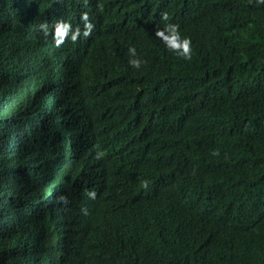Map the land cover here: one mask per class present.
<instances>
[{"label":"trees","instance_id":"obj_1","mask_svg":"<svg viewBox=\"0 0 264 264\" xmlns=\"http://www.w3.org/2000/svg\"><path fill=\"white\" fill-rule=\"evenodd\" d=\"M0 264H264V4L0 0Z\"/></svg>","mask_w":264,"mask_h":264},{"label":"clouds","instance_id":"obj_2","mask_svg":"<svg viewBox=\"0 0 264 264\" xmlns=\"http://www.w3.org/2000/svg\"><path fill=\"white\" fill-rule=\"evenodd\" d=\"M257 2L264 4V0H257ZM85 3H87V0H85ZM100 10L102 11V6H100ZM160 18L163 22L159 26L160 28L158 27L155 30V37L162 41L170 52L184 60L190 61L192 59L191 38L181 35L179 24L168 22L169 14L167 12H161ZM53 28L54 32L51 34L57 48L61 47L64 43L67 45L80 43V46L91 44L99 33L109 34L113 42L116 39V34L113 31L108 29L103 30L96 19L92 21L88 13L80 9L76 12L74 20H70L69 14L63 15L60 20L56 21ZM39 30L45 39L50 35L47 21L40 23ZM128 53L130 56L128 63L132 68L140 69L141 66L146 63V61L138 57L135 47H130ZM102 155V152H97L98 159L101 158ZM212 155L218 156L219 152L214 150ZM149 185L150 182L148 180L141 181V187L144 190H148ZM87 195L90 199H95L97 193L95 191H89ZM57 202L63 203L64 205L69 203L67 197L64 195H59ZM82 211L87 214L86 209H82Z\"/></svg>","mask_w":264,"mask_h":264}]
</instances>
